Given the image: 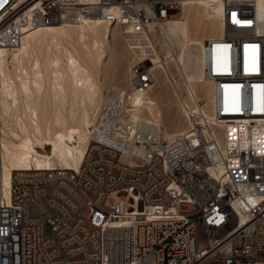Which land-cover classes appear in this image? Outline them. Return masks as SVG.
I'll return each instance as SVG.
<instances>
[{"label":"built area","instance_id":"1","mask_svg":"<svg viewBox=\"0 0 264 264\" xmlns=\"http://www.w3.org/2000/svg\"><path fill=\"white\" fill-rule=\"evenodd\" d=\"M260 3L223 0L225 33L201 50L213 120L197 102L190 129L172 142L134 123V97L153 85L150 60L132 66L130 91L105 100L76 171L16 172L6 188L0 133V264H264ZM181 8L179 0H0V57L66 19L145 35Z\"/></svg>","mask_w":264,"mask_h":264},{"label":"bare ground","instance_id":"2","mask_svg":"<svg viewBox=\"0 0 264 264\" xmlns=\"http://www.w3.org/2000/svg\"><path fill=\"white\" fill-rule=\"evenodd\" d=\"M179 1V18L150 26L145 35L128 28L121 34L137 63L152 64L151 89L134 97V123L156 128L168 143L190 129V113L200 112L197 102L204 103L203 115L213 120V89L202 70L201 50L205 42L225 33L223 0ZM112 30L97 18L66 19L27 36L17 50L1 52V167L6 188L16 172L81 167L98 135L96 114L110 97L104 99V88L121 94L125 90L119 85L125 81L129 91L132 87V68L125 79L114 74L117 68L111 72L108 64L104 67L106 51L117 46L118 32ZM115 57L122 64V57ZM219 132L223 138L224 131Z\"/></svg>","mask_w":264,"mask_h":264},{"label":"rangeland","instance_id":"3","mask_svg":"<svg viewBox=\"0 0 264 264\" xmlns=\"http://www.w3.org/2000/svg\"><path fill=\"white\" fill-rule=\"evenodd\" d=\"M182 12V8H181V11L177 14V13H174V16L176 17V18H179L180 16H181V13ZM75 21V20H74ZM110 29H115V31H117L118 32V38H117V46H115V45H113L112 44V46H110V49L108 50V51H106L107 53H106V56H105V60H104V67L106 66V64H108V68L111 70V72H113V71H115L116 70V68H117V70L115 71V73L114 74H118L119 76H124L125 77V79L126 78H128V76H129V74H128V72L130 71V69L132 68V66H134L137 62H138V60L136 61L134 58H135V56L132 54V52H130V50H129V48H128V46H127V44L125 43V41H124V39H123V37H122V33H124V30L123 29H121V28H119V27H111ZM112 30V31H113ZM120 34V35H119ZM127 46V47H126ZM114 47H116V48H114ZM126 49V50H125ZM116 55H119V56H121L122 57V59H121V61L120 62H122V64L121 63H118L117 62V60L116 61H114L115 59H117V57H115ZM112 57V58H111ZM110 61V62H109ZM127 61V62H126ZM107 62V63H106ZM115 62V63H114ZM113 63H114V65H113ZM119 64V65H118ZM121 64V65H120ZM132 64V65H131ZM118 65V66H117ZM110 66V67H109ZM112 66V67H111ZM114 66V67H113ZM117 66V67H116ZM115 68V70H112V69H114ZM118 87V86H117ZM119 87H120V89H119ZM119 87H118V89L119 90H122V91H127L128 90V88H129V85H128V83L125 81L123 84H122V86H120L119 85ZM109 87H107V88H104V90H103V93H104V99L108 96V95H111V94H114V92H113V89L112 88H109ZM107 90V91H106ZM124 91V92H125ZM164 130V129H163ZM142 205H139V210L140 211H142ZM46 233H47V235L48 236H50L51 235V230H50V228L47 226V229H46ZM259 256L260 257H262L263 256V254H259Z\"/></svg>","mask_w":264,"mask_h":264}]
</instances>
